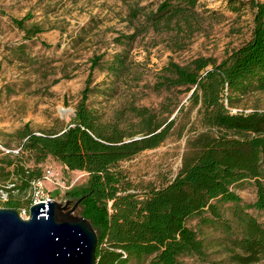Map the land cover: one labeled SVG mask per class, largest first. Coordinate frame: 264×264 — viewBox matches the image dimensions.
<instances>
[{
	"label": "trees",
	"instance_id": "1",
	"mask_svg": "<svg viewBox=\"0 0 264 264\" xmlns=\"http://www.w3.org/2000/svg\"><path fill=\"white\" fill-rule=\"evenodd\" d=\"M132 1L130 22L144 17L155 27H170L175 21L188 23L199 3L163 0L156 11L147 13L140 0ZM237 3L244 5L233 1L231 6ZM252 6L257 12L248 43L220 64L204 57L185 67L171 63L155 86L156 90L186 87L188 92L197 85L190 101L201 103L199 115L209 127L188 142L182 169L171 183L149 187L142 195L131 193L134 187L118 167L160 146L173 122L159 132L167 122L157 121L148 109L132 106L131 112L139 118L133 123L122 115L107 119L90 104L93 96L108 93L100 85L92 86L93 70L99 68L115 81L122 80L128 55L117 53L112 61L102 62L103 55L92 59L86 87L66 128L37 134L26 124L17 132L20 152L31 154L36 167L28 168L11 155L1 159L0 193L8 199L0 203L20 211L22 203L15 196L28 193V208L32 182L43 178L39 166L53 158L70 171L86 174L85 182L66 191L63 201L82 199L77 215L89 220L97 232L96 264H182L181 259L190 257L204 260L208 250L205 228L222 235V251L230 263L263 261L264 226L249 211L264 212V112L231 114L224 103L226 89L229 106L237 98L264 92V3L252 2ZM30 19L27 15L13 20L26 40L43 32L37 24L27 27ZM136 39L137 34L132 33L120 35L115 42L126 47ZM208 66L212 70L206 71ZM136 137L141 139L134 140ZM245 182H252L257 190L251 204L244 203L235 190ZM193 220H198L197 228L188 225Z\"/></svg>",
	"mask_w": 264,
	"mask_h": 264
},
{
	"label": "rangeland",
	"instance_id": "2",
	"mask_svg": "<svg viewBox=\"0 0 264 264\" xmlns=\"http://www.w3.org/2000/svg\"><path fill=\"white\" fill-rule=\"evenodd\" d=\"M233 1L244 5L231 6ZM162 2L140 0L139 4L149 13ZM252 2L263 4L264 0H199L188 23L175 21L170 27H155L144 17L130 22L129 7L135 4L132 0H0V149L4 151L0 162L11 155L28 168L36 167L31 154L20 152L17 132L26 124L37 134L66 128L86 87L92 59L103 55L102 62H107L117 53H125L128 63L121 81L99 68L92 71V86L100 85L108 93L93 96L90 104L107 119L122 115L133 123L139 118L131 112L132 106L148 109L157 121L167 122L159 132L173 122L168 138L160 146L118 167L134 187L131 193L142 195L149 187L171 183L182 169L188 142L209 127L199 115L201 103L190 101L197 85L188 92L186 87L156 90L155 86L171 63L185 67L204 57L220 64L248 43L257 12ZM27 15L31 16L27 27L37 24L43 29L31 40H26L25 33L13 23ZM132 33L137 34L132 44L125 47L115 42L120 35ZM210 70L212 66L206 68ZM228 95L226 89L224 103L231 114L264 112V92L237 98L231 106ZM60 109L69 112L64 116ZM39 167L43 171L51 169L58 180L67 184L80 185L86 180L85 173L70 171L53 158ZM46 187L57 201H63L64 193L55 185L46 183ZM235 190L246 204L256 200L252 182L239 184ZM15 197L22 203L18 212L26 219L28 193ZM4 206L0 203V209ZM249 213L264 226V212ZM188 225L197 228L198 220ZM204 231L207 258H185L182 264H232L222 251V235L210 228ZM256 264H264V260Z\"/></svg>",
	"mask_w": 264,
	"mask_h": 264
},
{
	"label": "water",
	"instance_id": "3",
	"mask_svg": "<svg viewBox=\"0 0 264 264\" xmlns=\"http://www.w3.org/2000/svg\"><path fill=\"white\" fill-rule=\"evenodd\" d=\"M81 201L37 202L28 219L15 209H0V264H96L98 236L77 215Z\"/></svg>",
	"mask_w": 264,
	"mask_h": 264
},
{
	"label": "built area",
	"instance_id": "4",
	"mask_svg": "<svg viewBox=\"0 0 264 264\" xmlns=\"http://www.w3.org/2000/svg\"><path fill=\"white\" fill-rule=\"evenodd\" d=\"M8 152V151H7ZM46 183H50L52 185H55L57 190L60 193H65L66 191H69L74 185V184H67L64 182H61L58 180L54 173L52 172L51 169L47 168L43 171V178L42 179H37L32 182L31 185V190H30V196L32 198V203L30 206L34 205L37 202L41 201H53L56 200L55 197L52 195V191H50L46 187ZM8 199L7 194H1L0 195V201L5 202ZM57 201V200H56ZM30 206L27 208L29 211ZM27 210L24 211V214L27 213ZM29 216L26 217L28 219Z\"/></svg>",
	"mask_w": 264,
	"mask_h": 264
},
{
	"label": "bare ground",
	"instance_id": "5",
	"mask_svg": "<svg viewBox=\"0 0 264 264\" xmlns=\"http://www.w3.org/2000/svg\"><path fill=\"white\" fill-rule=\"evenodd\" d=\"M60 112H61L62 115L65 116L66 114H68L69 111L60 109Z\"/></svg>",
	"mask_w": 264,
	"mask_h": 264
}]
</instances>
